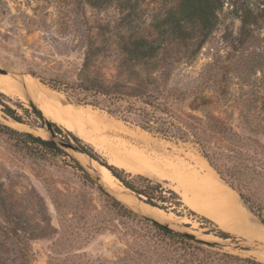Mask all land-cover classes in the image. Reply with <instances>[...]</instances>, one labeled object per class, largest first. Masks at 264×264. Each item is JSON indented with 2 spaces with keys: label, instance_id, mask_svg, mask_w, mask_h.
I'll use <instances>...</instances> for the list:
<instances>
[{
  "label": "rangeland",
  "instance_id": "obj_1",
  "mask_svg": "<svg viewBox=\"0 0 264 264\" xmlns=\"http://www.w3.org/2000/svg\"><path fill=\"white\" fill-rule=\"evenodd\" d=\"M178 1L0 0V80L13 85L36 79L55 91L49 107L44 96L32 98L41 103L44 116L61 127L56 140L63 151H50L25 143L26 137L0 131V264H264L256 256L264 249L263 242L230 233L229 238L220 237V231L228 232L191 209L180 194L178 205L160 208L134 193L138 203L130 205L138 218L120 217L104 193L113 194L109 187L122 185L119 180L99 161L80 158L78 151L62 143L92 148L106 164L139 174L114 164L112 153L77 132L75 126L85 124L74 115V107L108 112L78 102L72 86L82 77L91 44L109 45L108 51L94 58L95 66L115 73L119 55L112 47L121 36L135 32L166 43L174 39L168 13ZM215 14L206 33L188 25L190 46L180 56L182 61L168 71L170 85L200 84L202 94L190 96L187 110L208 121L215 113L232 128L207 131L214 136L212 149L239 172L248 203L241 199L264 225L259 216L264 218V0H215ZM186 55L193 56L189 60ZM47 83L61 84V90ZM1 93L2 101L16 110L22 122L0 104V125L51 138L32 109L30 96L7 94L0 88ZM108 115L123 122L127 133L119 136L131 144L141 146L136 138L145 135L166 145L167 151L204 157L192 140L164 137ZM145 176L176 191L169 180ZM152 208L165 217L155 219ZM155 221L184 237L165 235Z\"/></svg>",
  "mask_w": 264,
  "mask_h": 264
},
{
  "label": "trees",
  "instance_id": "obj_2",
  "mask_svg": "<svg viewBox=\"0 0 264 264\" xmlns=\"http://www.w3.org/2000/svg\"><path fill=\"white\" fill-rule=\"evenodd\" d=\"M215 0H179L168 13L171 24L170 32L174 39L166 43L164 39H153L147 35L130 33L128 37L121 36V40L114 45L118 58L114 60L111 72H102L95 66L97 55L110 49L109 45L95 46L91 44L86 54L82 77L72 86L76 100L83 104L106 110L109 114L124 121L133 122L143 129L158 133L164 137L176 138L183 141L192 140L200 147L204 157L215 171L232 188L237 189L240 197L248 203L240 184L239 172L227 165L223 157L212 149L214 138L207 133L211 130L220 133V128L232 129L220 116L213 113L208 121L203 115H196L187 110L190 96L199 98L202 94L201 85L181 87L178 83L170 85L172 71L186 54L189 48V38L192 31L188 25L199 26L201 31L208 32L215 23ZM201 45V43H200ZM199 45V48H200ZM165 57H159L160 55ZM191 60L193 55H186ZM191 62V61H190ZM52 88L61 90V84L47 83ZM4 96L3 93L0 94ZM4 111L14 120L22 122L15 109L4 103L0 98ZM192 110H195L192 108ZM57 133L62 129L52 123ZM220 130V131H219ZM0 131L18 137H26L25 143L36 144L50 151L63 152L54 142L35 136L32 133L17 131L9 126L0 125ZM78 142L80 139L74 135ZM90 157L105 165L112 174L128 189L133 191L146 203L160 208H167L166 204L178 205L181 200L176 191L165 189L161 182L154 181L148 176L131 175L124 170L106 164L100 160L92 148L79 146ZM78 166H83L77 161ZM105 190V189H103ZM111 206L117 210L122 218H138V213L127 206L108 191H104ZM169 194V195H167ZM251 207V206H250ZM253 210V207H251ZM264 223V218L261 217ZM156 227L169 237H184V233L175 231L165 224L155 221ZM229 233L220 231V237L229 238ZM232 259L238 258L226 254ZM260 264L258 262H255Z\"/></svg>",
  "mask_w": 264,
  "mask_h": 264
},
{
  "label": "bare ground",
  "instance_id": "obj_3",
  "mask_svg": "<svg viewBox=\"0 0 264 264\" xmlns=\"http://www.w3.org/2000/svg\"><path fill=\"white\" fill-rule=\"evenodd\" d=\"M30 82L8 85L0 80V88L7 94L25 98L28 95L32 100L44 96L49 107V103L52 101V90L36 79H31ZM36 104L42 109L41 103L37 102ZM73 112L86 125L75 126L77 132L81 133L83 137L92 138L94 144L106 152L112 153L114 164L130 172L169 180L174 185L176 192L181 195L182 200L191 209L213 220L222 230L264 243V225L259 222L253 214L254 212L252 213L245 205L239 193L220 177L206 158L191 153L182 156L180 150L167 151L166 145L153 141L145 135L143 138H136V142H142L141 146L131 144L119 136L127 133L123 122L114 119L108 113H102V111L83 105L74 107ZM76 155L95 162L86 154L79 152ZM111 188L109 187V190L113 191V195L131 209L133 208L130 204L136 205L138 203L133 191L123 184L113 183ZM157 210L151 209V215L155 219L161 218V213ZM163 217L165 216H162L161 219ZM256 256L264 262V249L258 251Z\"/></svg>",
  "mask_w": 264,
  "mask_h": 264
},
{
  "label": "water",
  "instance_id": "obj_4",
  "mask_svg": "<svg viewBox=\"0 0 264 264\" xmlns=\"http://www.w3.org/2000/svg\"><path fill=\"white\" fill-rule=\"evenodd\" d=\"M30 105L32 107V109L35 111V113L38 115V117L40 118V120L42 121V123L47 127L48 131L51 134V138L49 139L50 141L56 143L58 145V142L56 140L57 138V132L54 129V126L52 125V122H50L45 116L44 113L42 111V109L30 98L29 99ZM64 145H66L67 147H71L74 148L76 151L78 152H82L84 154H87L84 150L78 148V147H74L73 145H71L68 142L63 141L62 142ZM88 155V154H87ZM89 156V155H88ZM90 157V156H89ZM91 159H93L91 157ZM134 193V192H133ZM158 222V221H157ZM168 226V225H167Z\"/></svg>",
  "mask_w": 264,
  "mask_h": 264
}]
</instances>
